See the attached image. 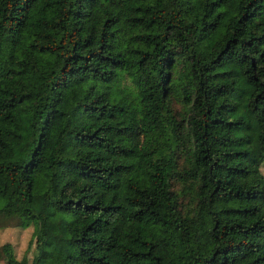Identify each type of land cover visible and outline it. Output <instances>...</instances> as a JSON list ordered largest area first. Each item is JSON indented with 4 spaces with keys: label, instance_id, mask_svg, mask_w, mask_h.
Here are the masks:
<instances>
[{
    "label": "trees",
    "instance_id": "obj_1",
    "mask_svg": "<svg viewBox=\"0 0 264 264\" xmlns=\"http://www.w3.org/2000/svg\"><path fill=\"white\" fill-rule=\"evenodd\" d=\"M263 160L264 0H0L3 264H264Z\"/></svg>",
    "mask_w": 264,
    "mask_h": 264
},
{
    "label": "rangeland",
    "instance_id": "obj_2",
    "mask_svg": "<svg viewBox=\"0 0 264 264\" xmlns=\"http://www.w3.org/2000/svg\"><path fill=\"white\" fill-rule=\"evenodd\" d=\"M170 107L176 116L175 118L179 119L181 112L180 103L172 101ZM177 166L178 168L181 167V158H177ZM259 171L264 177V160L259 164ZM171 187L179 196V203L182 210L189 211L193 204L189 194L186 193V191L183 192L181 185L176 180L171 181ZM17 224L18 221L16 218L7 217L0 214V245L3 243L10 244L17 260L21 259L24 254L26 255L27 259L30 260L34 252V241L30 244L28 249L27 244L31 237V232L33 229L32 225L22 228ZM0 264H3L1 259Z\"/></svg>",
    "mask_w": 264,
    "mask_h": 264
}]
</instances>
